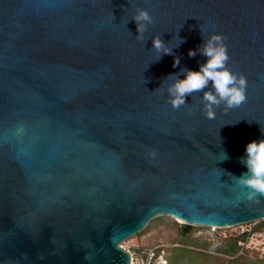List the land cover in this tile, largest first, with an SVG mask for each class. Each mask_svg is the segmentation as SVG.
Instances as JSON below:
<instances>
[{"label":"water","instance_id":"1","mask_svg":"<svg viewBox=\"0 0 264 264\" xmlns=\"http://www.w3.org/2000/svg\"><path fill=\"white\" fill-rule=\"evenodd\" d=\"M212 34L247 100L208 119L203 93L174 109L167 89ZM262 129L264 0H0V264H131L120 244L160 217L264 221V196L229 175Z\"/></svg>","mask_w":264,"mask_h":264},{"label":"clouds","instance_id":"2","mask_svg":"<svg viewBox=\"0 0 264 264\" xmlns=\"http://www.w3.org/2000/svg\"><path fill=\"white\" fill-rule=\"evenodd\" d=\"M137 24L138 38L144 39L143 33L147 25L153 22V18L146 9H138L133 16ZM153 48L158 53L171 54L168 48L157 35L153 41ZM200 53L207 57L206 63L200 65L198 71L183 69L185 77H175L174 82L168 87L169 103L174 109H179L186 104V98L194 93H203L202 102L205 116L215 119L216 109L224 105V110L240 107L247 100V79L243 74H237L228 67L229 55L224 37L220 34H212L199 49ZM197 50H189V57L194 58ZM180 63L179 57L175 58L173 67ZM211 86V87H209ZM205 89H209L205 91ZM264 131V129H262ZM224 153V159H227ZM241 163L247 171L241 176L234 177L240 184L247 186L249 199L264 196V139L252 141L246 146V156L241 158Z\"/></svg>","mask_w":264,"mask_h":264},{"label":"trees","instance_id":"3","mask_svg":"<svg viewBox=\"0 0 264 264\" xmlns=\"http://www.w3.org/2000/svg\"><path fill=\"white\" fill-rule=\"evenodd\" d=\"M176 225L178 235L168 250L169 264H211L218 260H222V264H264V257L254 258L249 254L246 242L251 237L248 235H208L200 232L201 227ZM263 228V221L256 223L254 235L261 233Z\"/></svg>","mask_w":264,"mask_h":264},{"label":"rangeland","instance_id":"4","mask_svg":"<svg viewBox=\"0 0 264 264\" xmlns=\"http://www.w3.org/2000/svg\"><path fill=\"white\" fill-rule=\"evenodd\" d=\"M151 223L152 225L146 228L141 234L126 241L127 247L135 248L134 250H137V247L147 248L157 244L171 246L178 235V226L176 224L181 223L170 217H160ZM200 232L208 235L217 234L218 236H225L227 234L231 235V233H234L231 229H216V231H214V228H203ZM246 247L249 249V254L252 257H264V228L261 233L253 235L246 242ZM211 264H222V260H218L217 262L212 261Z\"/></svg>","mask_w":264,"mask_h":264},{"label":"built area","instance_id":"5","mask_svg":"<svg viewBox=\"0 0 264 264\" xmlns=\"http://www.w3.org/2000/svg\"><path fill=\"white\" fill-rule=\"evenodd\" d=\"M255 224L256 223L245 224L229 229L234 231V233H231L232 236L248 235V237H252L254 235L253 230ZM214 231L216 230L214 229ZM170 247L171 246L165 244H157L140 251V247H137V250H134L135 248L127 247L126 242L120 244V248L131 252V264H169L168 250Z\"/></svg>","mask_w":264,"mask_h":264}]
</instances>
